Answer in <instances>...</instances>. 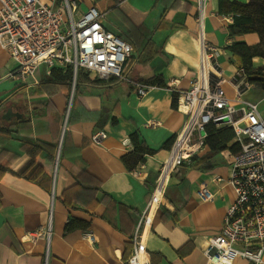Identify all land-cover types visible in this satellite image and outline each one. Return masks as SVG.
<instances>
[{"label": "crops", "instance_id": "obj_1", "mask_svg": "<svg viewBox=\"0 0 264 264\" xmlns=\"http://www.w3.org/2000/svg\"><path fill=\"white\" fill-rule=\"evenodd\" d=\"M43 1L58 4L57 0ZM97 1L76 0L79 10L96 7ZM105 1L111 11L127 20L123 39L136 51L138 62L148 65L145 76L130 77L145 83L158 76L166 87L153 85L139 96L128 83L101 79L81 82L76 90H69L46 83L44 65L33 78L21 82L8 76L13 60L0 47V264H127L136 227L141 241L146 225L142 246L151 264H208L207 238L220 231L234 198L226 182L229 150L213 155L209 170L188 167L184 178L172 172L153 215L146 212L159 168L169 154V147L163 145L176 136L186 118L171 102L172 94L179 96L196 74L197 0L170 2L165 18L176 29L155 27L161 7L153 8V0ZM203 15L205 37L218 48L215 63L224 79L222 87L233 98L232 78L238 62L225 46L234 41L253 44L258 35H230L227 25L232 17L218 13V0H206ZM102 23L113 32L118 28ZM131 58L130 54L127 72ZM252 62L260 67L264 59L254 57ZM86 73L91 80L97 78ZM257 85L258 105L264 89ZM8 109L17 115L6 118ZM100 130L106 137L94 143L92 135ZM133 132L155 152L128 171L121 156L132 150L129 136ZM51 151L55 152L53 164L48 157ZM207 153L208 146L203 144L193 156L201 158ZM31 160L39 170L36 179L34 174L32 178L17 175ZM216 177L223 179L217 182ZM202 183L213 194L209 201L196 194ZM82 185L99 189L85 190ZM104 194L116 204L109 203ZM119 203L128 207L121 218ZM71 217L88 220L89 226L65 232ZM49 219V237L36 235L45 231ZM86 233L92 235V241ZM231 264L251 263L237 258Z\"/></svg>", "mask_w": 264, "mask_h": 264}, {"label": "built area", "instance_id": "obj_2", "mask_svg": "<svg viewBox=\"0 0 264 264\" xmlns=\"http://www.w3.org/2000/svg\"><path fill=\"white\" fill-rule=\"evenodd\" d=\"M205 1L197 0L196 74L178 96L177 107H185L181 110L186 118L159 168L146 212L149 214L153 203L157 205L163 199L167 179L175 168L204 144L206 124L230 125L238 150L231 155L226 182L234 198L220 231L207 238L204 251L208 264H231L237 258L264 264V118L257 103L244 97L251 87L244 77L232 81L233 98L225 93L224 79L215 63L218 48L203 32ZM104 14L95 6L79 10L76 0H61L59 4L43 0H0V47L13 60L8 76L26 82L35 76L40 65H44L48 76L54 68L71 67L72 90L78 69H83L99 79L128 83L139 96L144 95L152 85L130 77L126 64L132 45L104 26ZM225 118L228 120L224 121ZM105 137L106 133L100 130L92 135V141L99 143ZM185 145L194 148L188 155L183 153ZM221 179L216 177L215 181ZM196 194L202 201L213 198L204 183L199 185ZM49 229L50 219L45 231H38L36 235L44 233L49 237ZM138 230L136 227L132 236L133 250L127 264H151L144 248L146 256L139 259L142 245ZM85 236L92 241L90 233Z\"/></svg>", "mask_w": 264, "mask_h": 264}, {"label": "trees", "instance_id": "obj_3", "mask_svg": "<svg viewBox=\"0 0 264 264\" xmlns=\"http://www.w3.org/2000/svg\"><path fill=\"white\" fill-rule=\"evenodd\" d=\"M172 0H153V8H160V15L156 23V28L159 29H176L174 23L166 20L165 14L168 10V6ZM189 3L186 5L185 10H188ZM218 13L220 14H230L232 17V22L227 25L230 35L245 34V33H256L258 35V41L253 44H248L244 41H234L227 44L225 48L231 52L232 56L236 58L238 62V68L241 71L237 72L232 81L235 82L238 78L244 77L249 83L260 84L264 89V67H254L253 58L260 57L264 59V0H249L248 2H240L238 0H218ZM101 79L95 78L91 80L87 73L83 69H78L76 80L74 83V89L76 90L79 83L88 82L96 83ZM46 83H52L55 86H67L69 90L72 87V69L71 67H66L64 71L60 69H52L51 74L48 76ZM145 83L149 85H157L161 87H166V84L158 76H153L148 78ZM69 97V92L66 94ZM178 104V94L174 92L172 94L171 105L177 107ZM206 136L204 138V144L208 146V153L206 156L197 158L196 156H191L186 162L188 164H193L192 167L202 168L209 170L212 168L210 158L224 150H229L231 153H235L238 150V143L234 140L235 134L232 126L223 125L217 127L214 123L209 122L205 126ZM129 139L133 146L132 150L121 156V161L128 171H132L137 165L144 162L146 154H153L155 151L147 146V144L141 140L136 132L130 134ZM174 138H170L164 143V147H169ZM66 141V135L64 136V143ZM55 147V146H51ZM37 149V147H36ZM29 152L32 154L33 150L30 148ZM48 157L52 164L55 158V152L51 151L48 153ZM31 160L28 164L16 172L17 175L36 179L37 173L39 172L38 167L32 164ZM185 162L183 164H186ZM32 168L30 172L27 173V169ZM86 187L85 190L94 189L97 191L99 187ZM104 197L108 199L109 203L116 204L115 200L104 194ZM65 199V198H64ZM66 200H64L65 202ZM118 209L121 213L128 210V207L119 203ZM89 226L88 220H82L77 218H69L65 223L64 231L70 232L74 229H87ZM159 255V254H158ZM160 256V255H159Z\"/></svg>", "mask_w": 264, "mask_h": 264}, {"label": "rangeland", "instance_id": "obj_4", "mask_svg": "<svg viewBox=\"0 0 264 264\" xmlns=\"http://www.w3.org/2000/svg\"><path fill=\"white\" fill-rule=\"evenodd\" d=\"M60 1L61 0H57V3L59 4ZM107 5L108 4L106 3L105 0H98L96 2V8L100 9L101 11L106 12L102 21L105 24H107V26H109V27H111L113 24L118 25L117 26L118 28H116V32H114V33H116L119 36H121L122 38L126 39L125 36L123 35L122 29H123V27L128 25L127 20L124 17H122L121 15H119L117 12L111 11V8H108ZM109 10H110V12H109ZM254 36H256V38H257L256 34H254ZM131 56H132V58L130 59L129 64H128V73L131 74L132 77H136L138 75V73H139V76H145L146 73L148 72V65L147 64L144 65V63L138 62L137 57H136L137 56L136 51H133L131 53ZM262 66L264 67V64ZM259 86L262 87L260 84H259ZM258 88L259 87L257 84L251 85V87L248 89V91L245 95L247 97V99H250L254 102L257 101L259 98V95H260L257 93ZM258 105H259V109L261 110V112L264 115V99L259 100ZM242 125H244V123ZM192 165H193L192 163L191 164H188V163L182 164V165L178 166L177 168H175V170L173 171L174 172L173 174H176L178 176H181V178H184L183 173H184L185 169L188 167H192Z\"/></svg>", "mask_w": 264, "mask_h": 264}, {"label": "bare ground", "instance_id": "obj_5", "mask_svg": "<svg viewBox=\"0 0 264 264\" xmlns=\"http://www.w3.org/2000/svg\"><path fill=\"white\" fill-rule=\"evenodd\" d=\"M181 109L184 110L185 107H184L183 105H181ZM193 149H194L193 147H189V146H186V145H185V146H184V152H183V153H184L185 155H188V154H190V153L193 151ZM167 181H169V178L167 179ZM155 205H156V203H153L152 208H151L150 213H149V214H150V215H149L150 217L153 215V211H154V209H155ZM146 228H147V225H146V227H145V231H146ZM145 231L143 232V235H142L143 237H142V239H141V241H140V242H141V245L144 244V235H145ZM138 254H139V259H143V258H145L146 255H145V253H144L143 246L140 247V251H139Z\"/></svg>", "mask_w": 264, "mask_h": 264}, {"label": "water", "instance_id": "obj_6", "mask_svg": "<svg viewBox=\"0 0 264 264\" xmlns=\"http://www.w3.org/2000/svg\"><path fill=\"white\" fill-rule=\"evenodd\" d=\"M10 114H15V115H17L15 112H12L11 109H8V110L6 111V115H5V117H6V118L10 117ZM227 120H228V118H225V119H224V121H227Z\"/></svg>", "mask_w": 264, "mask_h": 264}]
</instances>
